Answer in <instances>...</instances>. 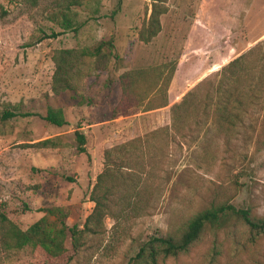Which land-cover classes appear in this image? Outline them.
Wrapping results in <instances>:
<instances>
[{
	"label": "rangeland",
	"instance_id": "374dc122",
	"mask_svg": "<svg viewBox=\"0 0 264 264\" xmlns=\"http://www.w3.org/2000/svg\"><path fill=\"white\" fill-rule=\"evenodd\" d=\"M149 2L38 0L27 6L22 0H0L5 10L0 19V213L19 228L44 215L48 227L63 222L82 229L94 205L89 194L103 169L104 146L166 123L171 104L253 45L249 40L264 29L263 16L241 24L250 0H166L159 31L143 42L136 29L147 18ZM256 7L262 11L264 3ZM51 32L60 34L47 37ZM98 42L108 53L105 68L83 66L75 92L53 95V49ZM171 64L166 106L109 118L120 97L119 73L159 67L164 74ZM48 106L61 109L64 126L43 119ZM3 111L16 114L2 119ZM252 116L226 135L199 116L182 135L163 137L126 155L112 154L123 164L128 159L138 164L135 172L129 171L147 188L148 201L130 208L111 195L101 226L81 231L76 250L64 229L62 245L72 254L68 264H126L149 235L174 228L213 199L228 198L236 207L264 216V146L249 130ZM74 131L84 135V152L77 150ZM45 139L47 144H39ZM114 168L120 177L129 169ZM55 207L54 214L46 212ZM211 239L206 234L187 252L158 264H205ZM218 241L221 251L213 264H264V234L237 248L222 233ZM28 259L27 248L0 252V264H28Z\"/></svg>",
	"mask_w": 264,
	"mask_h": 264
},
{
	"label": "trees",
	"instance_id": "16d2710c",
	"mask_svg": "<svg viewBox=\"0 0 264 264\" xmlns=\"http://www.w3.org/2000/svg\"><path fill=\"white\" fill-rule=\"evenodd\" d=\"M27 6H35L38 0H22ZM166 0H150L149 12L145 21L136 29L139 40L148 42L160 29L159 15L166 11ZM118 3V2H117ZM5 10L0 7V19ZM68 24L67 18L62 17ZM58 32H51L47 37H55ZM103 42L92 47L56 48L50 60L53 70L50 91L58 95L63 91L75 92L78 79L84 75L82 67L89 71H101L106 66L108 53L102 49ZM89 60L86 63V60ZM174 70L171 64L163 74L159 67L129 69L119 73L117 80L120 97L112 106L109 118L155 110L167 105V88ZM14 111H3L1 118L14 116ZM29 114V113H24ZM253 115V116H252ZM199 116H204L216 126V130L226 135L242 127L244 119L252 116L248 124L257 143L264 146V43L256 41L245 51L220 66L212 78L199 80L188 89L168 109L166 123L153 127L141 134L131 136L120 142L106 144L103 148V169L95 177L90 190L93 202L91 212L86 216L83 228L48 227L43 215L25 229L19 228L6 215L0 213V252L27 248L28 264H55V260L64 258L62 264H68L72 254H68L62 245L64 229L69 232L72 249L80 245L81 231L94 232L101 226L105 213L106 200L116 194V198L125 206L135 208L148 201V190L142 186L139 176L135 178L130 168L138 169L133 161L125 162L112 159V154L126 155L146 146H154L157 140L182 135L192 121L196 123ZM43 119L56 126H64L67 121L59 107L48 106ZM77 150L84 152V135L74 131ZM169 137V138H170ZM47 139L39 144H47ZM161 144V143H160ZM157 143L156 146H161ZM114 165L127 169L125 175L115 174ZM133 176V177H132ZM135 179V180H134ZM131 180V181H130ZM58 209L47 208L46 212L54 214ZM91 223V225H88ZM222 233L237 248L243 242L254 241L264 234V216L252 214L248 207H236L228 198L213 199L205 206L184 216L178 224L164 233L149 235L137 250L129 257L126 264H158L167 257H176L187 252L206 234L211 235V245L205 264H213L220 255L221 244L218 235Z\"/></svg>",
	"mask_w": 264,
	"mask_h": 264
},
{
	"label": "crops",
	"instance_id": "0c3cea01",
	"mask_svg": "<svg viewBox=\"0 0 264 264\" xmlns=\"http://www.w3.org/2000/svg\"><path fill=\"white\" fill-rule=\"evenodd\" d=\"M242 2L247 1V0H241ZM250 6H245L244 7V15L242 17V23L241 24H246L247 22H250L252 20H256L258 16H263L264 17V10L258 9L256 6L258 4L264 3V0H250ZM264 23V22H263ZM249 45L256 42V41H261L264 43V29L259 32L255 37L251 38L249 40Z\"/></svg>",
	"mask_w": 264,
	"mask_h": 264
}]
</instances>
